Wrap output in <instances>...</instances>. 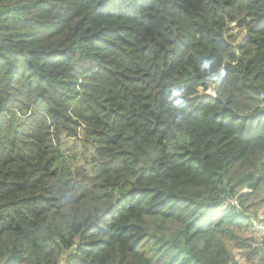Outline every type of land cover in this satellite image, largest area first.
Returning a JSON list of instances; mask_svg holds the SVG:
<instances>
[{
  "label": "trees",
  "instance_id": "obj_1",
  "mask_svg": "<svg viewBox=\"0 0 264 264\" xmlns=\"http://www.w3.org/2000/svg\"><path fill=\"white\" fill-rule=\"evenodd\" d=\"M262 213L264 0H0V264H252Z\"/></svg>",
  "mask_w": 264,
  "mask_h": 264
},
{
  "label": "built area",
  "instance_id": "obj_2",
  "mask_svg": "<svg viewBox=\"0 0 264 264\" xmlns=\"http://www.w3.org/2000/svg\"><path fill=\"white\" fill-rule=\"evenodd\" d=\"M229 205L235 206L238 213H242V208L240 207L237 198L227 199L224 208H227ZM252 225L261 236H264V218H252Z\"/></svg>",
  "mask_w": 264,
  "mask_h": 264
},
{
  "label": "crops",
  "instance_id": "obj_3",
  "mask_svg": "<svg viewBox=\"0 0 264 264\" xmlns=\"http://www.w3.org/2000/svg\"><path fill=\"white\" fill-rule=\"evenodd\" d=\"M248 194H250V191H248V190L243 191V195H248ZM261 215L262 216L260 218H264L263 213ZM255 261H256V263H252V264H264V247L262 249L260 257L258 259H256ZM244 263L245 264H251V263H246V262H244Z\"/></svg>",
  "mask_w": 264,
  "mask_h": 264
},
{
  "label": "rangeland",
  "instance_id": "obj_4",
  "mask_svg": "<svg viewBox=\"0 0 264 264\" xmlns=\"http://www.w3.org/2000/svg\"><path fill=\"white\" fill-rule=\"evenodd\" d=\"M237 30H238L237 27L234 26L232 31H233V32H237ZM200 92L202 93V90H200ZM208 93L212 94V91H209ZM256 235H259V233L257 232ZM244 264H245V263H244Z\"/></svg>",
  "mask_w": 264,
  "mask_h": 264
},
{
  "label": "water",
  "instance_id": "obj_5",
  "mask_svg": "<svg viewBox=\"0 0 264 264\" xmlns=\"http://www.w3.org/2000/svg\"><path fill=\"white\" fill-rule=\"evenodd\" d=\"M210 85H212V83H210Z\"/></svg>",
  "mask_w": 264,
  "mask_h": 264
}]
</instances>
